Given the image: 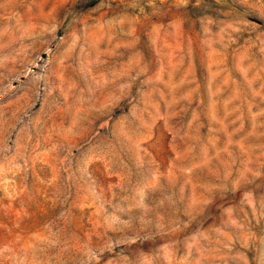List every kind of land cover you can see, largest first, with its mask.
<instances>
[{
	"label": "rangeland",
	"instance_id": "obj_1",
	"mask_svg": "<svg viewBox=\"0 0 264 264\" xmlns=\"http://www.w3.org/2000/svg\"><path fill=\"white\" fill-rule=\"evenodd\" d=\"M0 264H264V0H0Z\"/></svg>",
	"mask_w": 264,
	"mask_h": 264
}]
</instances>
